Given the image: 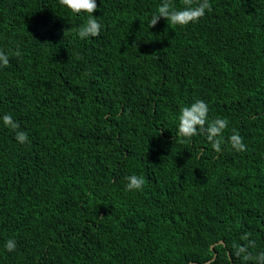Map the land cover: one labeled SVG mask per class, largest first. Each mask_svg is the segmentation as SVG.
Masks as SVG:
<instances>
[{"label":"trees","instance_id":"obj_1","mask_svg":"<svg viewBox=\"0 0 264 264\" xmlns=\"http://www.w3.org/2000/svg\"><path fill=\"white\" fill-rule=\"evenodd\" d=\"M209 2L199 22L150 29L162 0H97L101 33L81 39L87 13L0 0V264H258L264 0ZM196 100L229 121L219 153L178 135Z\"/></svg>","mask_w":264,"mask_h":264},{"label":"clouds","instance_id":"obj_2","mask_svg":"<svg viewBox=\"0 0 264 264\" xmlns=\"http://www.w3.org/2000/svg\"><path fill=\"white\" fill-rule=\"evenodd\" d=\"M59 4L75 14H88L86 22L78 30V35L81 39L100 35L102 24L99 18L94 15L99 10L97 0H59ZM182 4L183 7L177 9L172 3V0H162V4L158 6L156 12L151 17L150 29L154 28L161 18L173 25L187 26L199 22L205 16L206 12H211L212 10L209 0H182ZM20 54L19 50L15 53L17 56ZM8 64L9 57L3 51H0V66L6 67ZM208 113V105L203 100H196L190 106L181 108L178 135L190 139L198 133H206L213 150L219 153L221 152V145L223 143V133L228 128L229 121L226 118L220 117L209 121ZM3 123L6 127L14 131L20 127L18 123L13 121L11 114L4 115ZM16 139L21 144L29 142L27 134L20 131H17ZM228 142L238 152L247 150V145L243 142V137L240 136L238 131H233L228 138ZM125 179L128 181L126 185L128 191L142 190L145 184L144 178L135 174ZM5 248L9 252L15 251V240L9 239L5 243ZM245 252V248H239L237 256ZM243 258L246 261L254 259L250 254H245ZM255 259H257L258 264H264V253H260Z\"/></svg>","mask_w":264,"mask_h":264},{"label":"water","instance_id":"obj_3","mask_svg":"<svg viewBox=\"0 0 264 264\" xmlns=\"http://www.w3.org/2000/svg\"><path fill=\"white\" fill-rule=\"evenodd\" d=\"M222 244V243H221ZM224 244V243H223ZM212 250H213V246H212Z\"/></svg>","mask_w":264,"mask_h":264}]
</instances>
